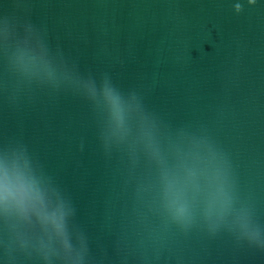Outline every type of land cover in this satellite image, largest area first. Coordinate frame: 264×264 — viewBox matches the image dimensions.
<instances>
[{"label":"water","instance_id":"obj_1","mask_svg":"<svg viewBox=\"0 0 264 264\" xmlns=\"http://www.w3.org/2000/svg\"><path fill=\"white\" fill-rule=\"evenodd\" d=\"M14 154L73 209L72 251L45 259L40 226L0 214V264H264L240 219L264 240V0H0V163ZM225 161L233 208L213 231Z\"/></svg>","mask_w":264,"mask_h":264},{"label":"clouds","instance_id":"obj_2","mask_svg":"<svg viewBox=\"0 0 264 264\" xmlns=\"http://www.w3.org/2000/svg\"><path fill=\"white\" fill-rule=\"evenodd\" d=\"M255 2L256 0H249V3L255 4ZM235 9L237 12L242 11V5L237 3ZM105 94L111 104L117 127L123 130L125 117L120 98L111 89H106ZM226 165L225 161V167L217 171L215 192L210 196L204 209V218L213 231L219 227L233 208V195ZM37 169H40L39 165L36 164L34 168L23 154H14L11 161L6 159L0 163V214H3L6 221H15L16 224L29 226L38 224L46 237V239L43 237L39 239L38 250L45 259H49L55 254V249L52 247L54 243H59L67 252L72 251L67 219L73 214V209L65 204L52 188L51 178H46L42 172L38 173ZM186 172L189 181L196 175L193 168L186 169ZM169 188L174 189L175 183L170 182ZM52 196L56 197L55 203ZM167 210L173 222L183 227L193 223L192 211L181 192L174 193L167 205ZM240 219L243 221L242 236L250 243L264 247L260 231L249 228L245 209L241 210Z\"/></svg>","mask_w":264,"mask_h":264}]
</instances>
